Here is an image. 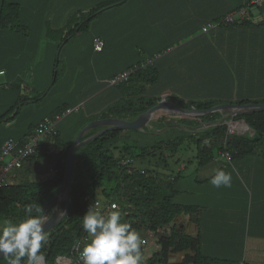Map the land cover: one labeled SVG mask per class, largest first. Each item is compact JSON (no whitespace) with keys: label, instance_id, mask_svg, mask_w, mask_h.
<instances>
[{"label":"crops","instance_id":"obj_1","mask_svg":"<svg viewBox=\"0 0 264 264\" xmlns=\"http://www.w3.org/2000/svg\"><path fill=\"white\" fill-rule=\"evenodd\" d=\"M9 1L19 5V21L26 25L31 23L33 33L31 34L30 28L31 35L27 38V35L22 33L0 30V71L3 72L0 75L5 76L2 83L5 82L6 87L9 85L8 89H11L10 84L18 79L17 75L28 69L27 62L30 57L28 58L26 50L36 48V41L42 37L40 32L42 24L45 23L44 9L47 8V3H52V9L50 8L52 23L63 25L56 28L60 31L66 30L68 24L87 21L90 8L103 7L88 21L90 25L97 17V24L102 32L98 30L97 33L91 34V44L85 53L81 54L89 57L93 53V57L97 59L94 69L86 66L81 71L73 70L77 74L74 82L79 83L80 77V87L87 89L92 86L91 92L85 94L86 96L76 97L67 104L55 100L51 105L46 104L45 109L27 128L20 129L19 125L23 126V123L20 120L16 121L15 118L5 122L3 131H0V152L6 139L12 137L24 140L32 132L30 126L38 125L44 117L62 113L65 111L64 107L79 108V104L86 100L87 115L93 116L100 113L102 108H106V105L110 106L126 99L127 88L108 87L106 81L138 65L146 55H160L155 62L159 76L154 83L147 86L149 89L146 87L143 91L134 84V91L137 93L139 90L146 96L160 97V101L181 107L183 106L179 99L185 102L221 99V103H238L244 99L264 97V90L256 89L261 86L258 81L251 82L249 76L244 77V73L248 74L256 64H259L260 57L264 58V3H249L254 0H121L109 6L110 3L106 2L112 0H101L90 6V0H78V3H74V0ZM1 3L2 0L0 6ZM21 3H31L34 6V9H31L34 11L27 13V16L25 13L22 15ZM241 9L244 10L243 16L239 15ZM230 14L234 15L236 24L221 22L222 18ZM76 16H80L81 21L71 22ZM245 20L248 21L245 23ZM49 22L50 20L46 21ZM211 23L217 24L204 32L203 27ZM133 24L143 26L134 31L131 27ZM110 25L115 29L116 25H123V30L106 32ZM95 37L104 41L101 51L94 50ZM32 54L35 55V50ZM89 75L92 78L88 77ZM57 79L58 76L54 78L48 92L55 89ZM262 86L264 87V83ZM3 89L0 87V90ZM15 90L19 96H24ZM18 95L0 91V115L10 108ZM9 103L11 104L7 106ZM156 114L145 128L154 130L159 123V116ZM79 117L81 128L85 119L82 115ZM65 118L57 125L60 142L45 139L40 145V150L58 151L69 141H74L71 137L77 134L79 129L73 134L63 135L67 123L70 124ZM178 119L177 116H172L166 121ZM166 128L154 131H158V134L164 132ZM249 131L251 136L254 135L253 131ZM184 147H186L184 151L193 153L195 151L194 145ZM51 158L36 157L28 160L22 168L28 173L40 174L55 166L57 159L54 156V160L50 162ZM220 161L201 167L195 159L187 165L182 161L184 175L176 183V189L179 191L176 192L175 198L180 202L200 204L209 208L202 213L206 220H201L205 249L214 253L222 252L227 257H237L241 248L244 260L248 264H264V154ZM189 166L192 170L187 172ZM206 167L208 169L205 177L214 176L216 170L230 173L231 186L214 187L211 183L213 177L209 181L197 180L204 178L199 175ZM18 170L10 174L8 182L20 180ZM175 222L183 225L191 234H197L198 226L188 214L179 215Z\"/></svg>","mask_w":264,"mask_h":264},{"label":"trees","instance_id":"obj_2","mask_svg":"<svg viewBox=\"0 0 264 264\" xmlns=\"http://www.w3.org/2000/svg\"><path fill=\"white\" fill-rule=\"evenodd\" d=\"M120 1L112 0L106 3L112 6ZM249 3L253 2L249 1ZM260 3H264V0ZM101 9L103 7L91 8L89 18L92 19ZM19 14L17 3L2 0L0 30L27 35L29 26L19 21ZM89 18H86L87 21L83 23L67 25L65 36H61V40L58 41V50L71 36L88 29ZM234 22V24L237 23L236 20ZM71 25L73 26L70 27ZM48 30V33H56L51 27ZM155 55L146 56L138 65H135L138 67L148 58H155L153 63L142 68L138 67L139 69L130 76L128 81L118 85H108L106 81L108 87L127 88L126 99L110 105L96 116H85L83 125L92 120L110 116L134 119L156 105L160 97H148L141 92L154 83L159 76L155 66L158 58ZM58 61L57 58L55 66ZM53 75L56 79V70H53ZM134 84L138 85L141 91L135 92ZM42 96V94L37 95L31 103L39 101ZM179 100L186 109H206L222 102L221 99L188 102ZM24 103H27L26 97L19 96L10 108L0 115V124L15 118L20 106ZM238 103H264V97L244 99ZM66 109L67 107H64V110ZM156 115L159 116V123L154 130L167 127L160 134L149 129L150 132H147L145 131L147 128L110 130L86 142L77 150L71 184V206L67 215L54 228L46 232L47 240L41 249L45 264H55L61 256L71 258V264H83L73 252V246L79 238L87 236L82 228V218L96 200L101 202L96 210L101 211L102 214L107 203H114L121 213L123 223L130 224L136 229L142 239H147L146 235L155 238L153 244L155 247L149 250L147 255L145 254L148 244L141 245L142 264H166L172 254L182 255V264H248L244 260L241 248L237 257H227L220 250V253H214L211 252L212 250L205 249L201 220H206V216L202 213L209 208L200 204L178 201L175 198L176 192L179 191L176 189V183L184 175L182 161H180L184 156L186 165L195 159L201 167L224 158L232 161L264 154V111L237 114L233 117L220 112L198 117L177 115L167 111L157 112ZM172 116H177L179 119L166 121ZM232 120H244L254 135H248V132L227 134L229 121ZM36 126H30V130L34 131ZM101 128L103 127L91 129L83 138L93 135ZM154 136L157 139H154ZM52 140L59 143L60 135H56ZM72 142L69 141L58 151L40 150V146L37 148L36 153L28 160L43 156H55L57 159L55 166L45 172L36 175L33 173V175L23 168L16 169L20 172V180L7 182L0 187V221L8 219L19 222L24 218L25 207L29 204L41 207L43 216L47 202L53 201L63 183L67 155ZM185 145H194V153L181 156L182 151L186 149ZM180 147L181 150H179ZM148 156H155L153 163L148 162L150 161ZM129 159H131L130 163L123 164L124 160ZM137 161L148 162V165L138 166ZM212 177L213 175L197 180L209 181ZM181 214H188L190 219L196 222L198 226L196 235L175 222ZM0 264H7V259L0 258Z\"/></svg>","mask_w":264,"mask_h":264},{"label":"rangeland","instance_id":"obj_3","mask_svg":"<svg viewBox=\"0 0 264 264\" xmlns=\"http://www.w3.org/2000/svg\"><path fill=\"white\" fill-rule=\"evenodd\" d=\"M100 1L101 0H90L89 3H90V6H92V5L97 4L96 2H100ZM74 3H78V0H74ZM21 4H22V8H21L22 15L23 13H25V15L27 16V13H30V11H34L33 10L34 6L31 3H21ZM51 5L52 3H47V8L44 9L45 23L42 24L41 32H40V34L42 33V37H40V39L36 41L37 43V45L35 46L36 48H33L32 50H26V54L28 55V58L30 57L27 62L28 69L27 70L24 69V71H21V74L19 73L17 75L18 79L15 82H13L14 83L13 86L10 84L11 89H8L9 85H7V87L6 85H4L5 82L2 83L3 80H5V76L0 75V87L2 89L5 88L0 91L10 92V93H13L15 96V95H18L17 91L15 90L17 89L18 91H20V94L24 95V97H26L27 99V103H24L20 106V110L15 116L16 121L20 120V122L23 123V126H21V124L19 125L20 129L27 128L29 123L32 122L36 117H38L40 113L45 109L46 104L49 103L51 105L52 101L54 100L57 101L58 103L63 102L67 104L68 102H71V100H73L76 97H83L85 94L86 95L89 94L91 90L93 89L92 86H90L87 89L85 87H80L79 85L80 77H79V83L74 82L76 81L74 79L77 77V74L74 73L73 70L75 69L76 71H81L85 69L86 66L90 67V69H94V65L97 64V59L96 57L95 58L93 57L94 56L93 53H91L89 57L81 55L85 53V51L89 48L88 47L89 44H91V34L97 33L98 30L99 32H102L101 29H99L98 27L97 17L94 19V21L90 23L88 30L82 33L74 34L73 37L67 41V43L63 46V49L60 51L58 50L59 48L57 47L58 41L61 40V36H65L67 30H63V31L54 30V28L56 29V28L62 27L63 25H61L60 23H52V19L50 17V11L52 9ZM84 16H86V14H84ZM47 20H50V22L46 23ZM78 20L81 21L80 16H76L74 20H72L71 22L73 21L76 22ZM27 25L29 26V29L27 30V33H28L27 38H28L33 33V29H32L33 25L31 23H27ZM72 26L73 25H71L70 27ZM142 26L143 25H140V24H133L131 27L133 28L134 31H136L138 30V28ZM49 27H51L54 32L56 31V33H52V34L48 33ZM30 28H31V34H30ZM122 28H123V25H116V29L114 28L113 25H110L106 29V32L121 31L123 30ZM161 38H163V35H161ZM29 41L32 42L31 40ZM33 50H35L34 56L32 54ZM143 56L144 55L142 54L141 57ZM146 56H144V58H146ZM57 58L59 59V61L57 63V66H55ZM263 60L264 58L260 57L258 59L259 64H256L254 66V69L253 70L251 69L248 74L244 73V77L249 76L251 78L250 79L251 82L258 81V83L261 85L260 87L256 88L258 90H264V87L262 86V83H264V61ZM53 70H56L58 79H57V82L55 83V89L52 91L50 90V92H48L49 87L51 86V83L54 80ZM234 75L236 76L235 73ZM57 76L55 77L57 78ZM88 77H91V76L89 75ZM258 78H261V79H258ZM121 88L122 87H120V89ZM147 89H149V87H147ZM40 94L43 95L42 98L39 101L37 100L31 103V100H33L34 97ZM148 97H153V96H148ZM97 100L98 99L96 98L95 101L97 102ZM86 102L87 101L85 100L83 104L80 103L81 105L79 104V109H75L73 110L72 113L63 117V119L66 117L65 121H70V124L67 123L66 127L64 128L63 135L73 134L75 130L78 131L79 129V131L77 132L78 134L80 130L85 125H87V123H85L81 128L79 127V124L81 121L79 116L80 115H82L83 117L88 116L86 112V105H85ZM117 102L114 104H117ZM11 103H9L7 106H9ZM61 105H64V104H60V106ZM107 106L108 105H106V108H102L100 113L102 111H105L109 107ZM96 115H93V116H96ZM238 121L240 122V120ZM4 123L0 124V131H3L4 129ZM149 130L147 128L145 131L148 132ZM249 130L250 129H248V133H247L248 135L250 132ZM157 132L158 131H156L155 133L157 134ZM160 133L162 132H159L158 134ZM77 134H73L71 138L75 139ZM149 138L152 139L151 137ZM154 139H157V137L154 136ZM181 149L182 148L180 147L179 150ZM182 152L186 154L181 153L180 154L181 156L183 155L189 156L192 154L191 153L192 151H188V152L182 151ZM48 157H52L50 159V162L54 160L53 159L54 156H48ZM148 158H150L148 160L151 161V162L150 161L148 162L153 163L155 156H148ZM185 158L186 157L184 156L180 161H184ZM220 160H221L220 162L225 161V158L220 159ZM148 162L137 161L136 164L138 166H147ZM207 169H208L207 167L203 168L199 176L205 177L206 176L205 172L207 171ZM191 170H192V167L189 166L187 169V172H190ZM62 197L63 195H61V198ZM63 205H64V201L62 202V207H64ZM146 237L147 239L146 238L145 239L147 240L146 243L148 244V246H146L147 250H146L145 255H147L148 251L152 249V247L154 246L153 245L154 241H155V238H152V236L146 235ZM182 258L183 257L181 255L174 254L166 264H182L181 262Z\"/></svg>","mask_w":264,"mask_h":264},{"label":"clouds","instance_id":"obj_4","mask_svg":"<svg viewBox=\"0 0 264 264\" xmlns=\"http://www.w3.org/2000/svg\"><path fill=\"white\" fill-rule=\"evenodd\" d=\"M211 183L217 188L230 187L231 174L216 170ZM111 208L102 214L91 205L83 215L82 228L87 233L79 252L83 264H142L143 240L139 232L121 221L117 205ZM42 211L41 207L29 204L19 222L0 221V254L7 259V264H44L41 249L47 235ZM76 243L79 245L80 241Z\"/></svg>","mask_w":264,"mask_h":264},{"label":"water","instance_id":"obj_5","mask_svg":"<svg viewBox=\"0 0 264 264\" xmlns=\"http://www.w3.org/2000/svg\"><path fill=\"white\" fill-rule=\"evenodd\" d=\"M167 111L178 115L198 117L215 112L228 113L227 116H235L237 114H244L248 112L264 111V103H219L206 109L191 108L186 109L176 104L167 103L163 100L159 101L156 105L150 109L142 112L138 117L134 119H122L116 117H105L101 119L92 120L85 125L75 137L72 142L66 160V169L64 173L63 183L61 184L58 192L54 196L53 201H49L46 204V209L43 216L46 218L45 230L46 232L54 228L68 213L71 206V184L74 169V161L77 150L83 146L86 142L91 141L101 135L104 132L110 130H125V129H138L143 130L147 127L157 112ZM226 116V117H227ZM248 128V124L241 120ZM103 127L93 135L83 138L87 131L96 128ZM61 195L63 197L61 198ZM65 201L64 207L62 202ZM52 205L51 207H49ZM51 210V211H50ZM63 213H60V212ZM2 258V254H0ZM61 258H66L61 256ZM45 263V260H44Z\"/></svg>","mask_w":264,"mask_h":264},{"label":"built area","instance_id":"obj_6","mask_svg":"<svg viewBox=\"0 0 264 264\" xmlns=\"http://www.w3.org/2000/svg\"><path fill=\"white\" fill-rule=\"evenodd\" d=\"M263 0H254L253 3H260ZM244 10H239V15L243 16ZM235 18L233 14L227 15L224 18L221 19V22H234ZM217 23H211L209 25H206L203 27V31L206 32L209 30L210 27L214 26ZM94 43V50L95 51H101L104 46V41L98 37H95L93 40ZM156 58L160 55H155ZM155 58H148L146 62H143L139 68L145 67L148 64L153 63ZM138 67H130L112 78L107 80L108 85H118L125 81H128L130 76L139 68ZM3 72L0 71V74ZM78 109L76 108H68L62 113H59L55 115V117H44L36 126L34 131H32L24 140H18L12 137H9L4 141L1 147L0 152V187L5 185L8 182V178L10 174L15 171L16 169L22 168L24 164L27 162V160L36 153L37 148L41 145V143L45 139H53L56 135L59 134L58 132V122L63 119L64 116L70 114L73 112V110ZM249 128V127H248ZM247 126L240 120L239 121H229V128L227 134L232 133H245L248 131ZM131 159L124 160L123 164L130 163ZM114 203H107L103 210V214H107V212H110L112 210L111 206ZM96 209H98L101 205V202L99 200L95 201ZM87 239V236H83L79 238L77 241H80V244L73 246V252L75 253L77 259L83 263V261L80 258L79 252L83 247L84 240ZM143 243H146V239H142ZM62 259L66 260L67 262L65 264H71L72 260L71 258H61L59 257L57 260V263L55 264H61ZM45 264V263H44Z\"/></svg>","mask_w":264,"mask_h":264},{"label":"bare ground","instance_id":"obj_7","mask_svg":"<svg viewBox=\"0 0 264 264\" xmlns=\"http://www.w3.org/2000/svg\"><path fill=\"white\" fill-rule=\"evenodd\" d=\"M65 202V201H64ZM64 261V262H63ZM67 261L62 259L61 264H65Z\"/></svg>","mask_w":264,"mask_h":264}]
</instances>
